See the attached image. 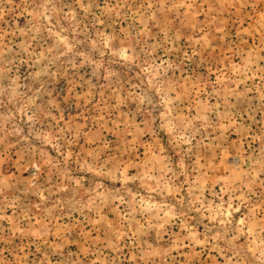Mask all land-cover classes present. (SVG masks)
<instances>
[{
    "label": "rangeland",
    "instance_id": "1",
    "mask_svg": "<svg viewBox=\"0 0 264 264\" xmlns=\"http://www.w3.org/2000/svg\"><path fill=\"white\" fill-rule=\"evenodd\" d=\"M0 264H264V0H0Z\"/></svg>",
    "mask_w": 264,
    "mask_h": 264
}]
</instances>
